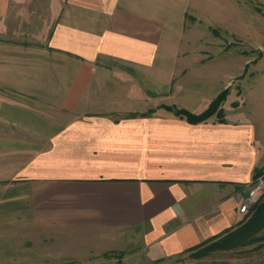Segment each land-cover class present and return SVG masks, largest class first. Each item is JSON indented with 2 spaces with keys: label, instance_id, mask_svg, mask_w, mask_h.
<instances>
[{
  "label": "crops",
  "instance_id": "0c3cea01",
  "mask_svg": "<svg viewBox=\"0 0 264 264\" xmlns=\"http://www.w3.org/2000/svg\"><path fill=\"white\" fill-rule=\"evenodd\" d=\"M173 2L0 0V264L154 263L243 219L264 169L244 91L139 79ZM223 90V121L161 108L198 115Z\"/></svg>",
  "mask_w": 264,
  "mask_h": 264
},
{
  "label": "rangeland",
  "instance_id": "374dc122",
  "mask_svg": "<svg viewBox=\"0 0 264 264\" xmlns=\"http://www.w3.org/2000/svg\"><path fill=\"white\" fill-rule=\"evenodd\" d=\"M172 4L167 16L171 28L161 47L165 58L158 71L139 79L198 82L208 84L210 93L228 83L233 95L244 91L242 112L264 131V0H201L186 10L181 9L183 1ZM179 11H184L183 20H175ZM45 59L51 61L50 55ZM173 96L178 102L180 96ZM132 250L133 244L124 254ZM148 264H264V195L218 241Z\"/></svg>",
  "mask_w": 264,
  "mask_h": 264
},
{
  "label": "trees",
  "instance_id": "16d2710c",
  "mask_svg": "<svg viewBox=\"0 0 264 264\" xmlns=\"http://www.w3.org/2000/svg\"><path fill=\"white\" fill-rule=\"evenodd\" d=\"M227 94H228L227 90L221 91L211 101V103L209 104L207 109L204 110L202 113H200L198 115L191 114V113H189L188 111H185V110H175L173 108L166 107V106H162L161 108H163V109H165L167 111L173 112L175 116H177L179 118H182V119H185L190 124H197V123L204 122V121H206L207 119H209L210 117H212L214 115L216 116L217 120L223 121V112H222L221 105L226 100ZM262 171H264V169L255 172L254 176L259 175ZM254 206L250 210H252L254 208ZM261 209H262V206H258L256 211H260ZM218 239L214 238L213 240L210 241V243H214V242L218 241ZM207 243H209V242H207ZM216 248H217V246H216Z\"/></svg>",
  "mask_w": 264,
  "mask_h": 264
},
{
  "label": "built area",
  "instance_id": "2783aa9c",
  "mask_svg": "<svg viewBox=\"0 0 264 264\" xmlns=\"http://www.w3.org/2000/svg\"><path fill=\"white\" fill-rule=\"evenodd\" d=\"M264 195V171L254 176L248 189L246 190L243 203L239 207V213L246 215L250 209L256 205Z\"/></svg>",
  "mask_w": 264,
  "mask_h": 264
}]
</instances>
